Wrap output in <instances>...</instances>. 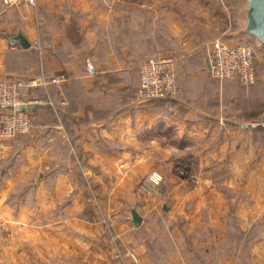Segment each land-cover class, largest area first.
Here are the masks:
<instances>
[{
    "label": "crops",
    "instance_id": "1",
    "mask_svg": "<svg viewBox=\"0 0 264 264\" xmlns=\"http://www.w3.org/2000/svg\"><path fill=\"white\" fill-rule=\"evenodd\" d=\"M127 1L143 7L38 0L20 8L0 0V78L67 76L28 91L55 103L37 107L30 134L0 139V264H264V140H250V157L230 155L232 165L250 159V168L162 170V191L139 189L161 161L215 140L222 103L208 75L194 72L202 63L209 71L201 54L185 77L177 69L178 97L138 101L139 65L159 49V14L152 5L129 10ZM20 34L29 47L12 40ZM166 132L172 146L162 142ZM91 194L99 195L95 206Z\"/></svg>",
    "mask_w": 264,
    "mask_h": 264
},
{
    "label": "rangeland",
    "instance_id": "2",
    "mask_svg": "<svg viewBox=\"0 0 264 264\" xmlns=\"http://www.w3.org/2000/svg\"><path fill=\"white\" fill-rule=\"evenodd\" d=\"M130 2L127 1L129 10L137 9L138 11L149 12L152 5L153 8H157L159 14V49L156 54L153 49V56L147 60L173 57L176 60L177 69L183 68V77H185V73L189 74L192 72L191 70L187 72L186 69L194 65L193 59L197 58L198 54L204 55L203 62H208L210 49L216 40L224 41L229 45L256 43L259 40L246 30L248 0H142L143 7ZM109 4L113 5L112 2L105 5L108 7ZM200 59L202 61V57ZM256 63L258 80L252 85H243L234 79H216L208 71L205 63L200 64V67L195 69L194 72L196 73H206L212 80L208 88L216 89L220 93L221 113L216 117L217 120L215 121L220 125L221 130L217 129L214 133L216 136H213L215 140L207 141L204 146L195 143L193 146L183 149V159H178L172 163L161 161L157 169H152L139 181V189L144 185L146 177L151 172L161 173L164 176V180L155 193L148 194L144 191L148 196L162 191L161 189L165 185L166 179L164 171H167L168 174L173 171L179 176H190L196 175L202 169L214 166L222 170L250 168V159L248 162L236 161L232 165L229 157L234 154H243L250 157V140L255 139V144L262 143L264 140V133L259 130L254 128L246 130L238 126L240 123L255 124V122L263 120L264 46L257 50ZM256 87L259 88L255 92L253 88L255 89ZM253 98H259L257 100L260 101L256 103ZM169 100L172 99L169 98ZM158 101L163 100L159 99ZM168 135L170 133L166 132L162 142L172 146L173 142ZM23 136L26 135L19 137ZM210 152L212 154L219 153L223 160L218 163L214 162L211 157L203 160V157ZM80 182L82 186L87 185L83 179H80ZM88 196L92 199L95 206L99 195L91 194ZM96 208L97 214L102 219L103 227L109 234V223L103 221L104 216L101 208L98 206ZM113 238L115 237L113 236ZM81 260H79L78 264H83Z\"/></svg>",
    "mask_w": 264,
    "mask_h": 264
},
{
    "label": "built area",
    "instance_id": "3",
    "mask_svg": "<svg viewBox=\"0 0 264 264\" xmlns=\"http://www.w3.org/2000/svg\"><path fill=\"white\" fill-rule=\"evenodd\" d=\"M6 7H37L38 0H3ZM264 46L256 43L229 45L221 40L213 42L209 52V71L220 80L234 79L243 85L255 84L258 80L256 63L257 50ZM67 80L65 75L22 78H0V139L8 140L30 134L35 128L32 111L45 103L55 108L52 99H41L29 94V90L51 85H61ZM182 91L177 80V63L173 57L147 60L139 65V86L136 90L138 101L172 98ZM62 104H66L62 101ZM164 176L151 172L141 189L153 194L162 184ZM115 239V238H114ZM120 255V254H119ZM134 261L137 258L131 254ZM127 264V263H123Z\"/></svg>",
    "mask_w": 264,
    "mask_h": 264
},
{
    "label": "water",
    "instance_id": "4",
    "mask_svg": "<svg viewBox=\"0 0 264 264\" xmlns=\"http://www.w3.org/2000/svg\"><path fill=\"white\" fill-rule=\"evenodd\" d=\"M247 9L248 23L246 30L264 44V0H248ZM12 40L18 41L25 48L30 46V43L22 34L17 35ZM256 126L264 127V123ZM133 217L134 223L139 224L141 218L135 211L133 212Z\"/></svg>",
    "mask_w": 264,
    "mask_h": 264
},
{
    "label": "trees",
    "instance_id": "5",
    "mask_svg": "<svg viewBox=\"0 0 264 264\" xmlns=\"http://www.w3.org/2000/svg\"><path fill=\"white\" fill-rule=\"evenodd\" d=\"M210 72V71H209ZM204 75H206V73L204 74ZM177 80H178V74H177ZM236 81V80H235ZM178 82H179V80H178ZM238 82V81H237ZM179 84H180V82H179ZM181 85V84H180ZM182 87V86H181ZM257 88H259V87H256L255 89L253 88V91H257L256 89ZM183 92V87H182V91L180 92V93H178L177 95H175L174 97H172V98H170V99H174V98H176V97H178L181 93ZM33 96H35L34 94H33ZM36 97V96H35ZM257 99H259V98H253V100L256 102V103H258L259 101L257 100ZM158 100L159 99H155V100H149V101H144V102H158ZM160 100H163V101H166V100H169V98H167V99H160ZM38 107V106H37ZM37 107H36V109L35 110H33L32 111V116H33V120H34V124H35V126L38 124V122H39V117L37 116ZM262 123H264V115H263V120L262 121H259V122H255V124L256 125H258V124H262ZM240 125H242L241 123H240ZM254 129H256V130H259L260 132H262V133H264V127H259V126H257L256 128H254Z\"/></svg>",
    "mask_w": 264,
    "mask_h": 264
}]
</instances>
